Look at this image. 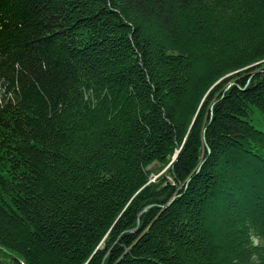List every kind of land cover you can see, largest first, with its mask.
<instances>
[{"label":"trees","instance_id":"trees-1","mask_svg":"<svg viewBox=\"0 0 264 264\" xmlns=\"http://www.w3.org/2000/svg\"><path fill=\"white\" fill-rule=\"evenodd\" d=\"M264 0H0V264H264Z\"/></svg>","mask_w":264,"mask_h":264},{"label":"rangeland","instance_id":"rangeland-1","mask_svg":"<svg viewBox=\"0 0 264 264\" xmlns=\"http://www.w3.org/2000/svg\"><path fill=\"white\" fill-rule=\"evenodd\" d=\"M252 121L253 123L260 129L264 130V118L261 113H257L255 115H252ZM2 253L0 252V255Z\"/></svg>","mask_w":264,"mask_h":264}]
</instances>
